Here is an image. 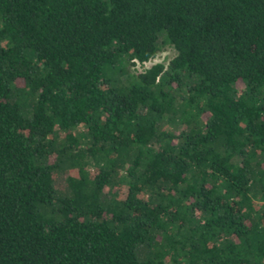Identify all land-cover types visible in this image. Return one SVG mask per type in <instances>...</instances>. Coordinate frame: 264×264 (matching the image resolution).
Here are the masks:
<instances>
[{
	"label": "trees",
	"instance_id": "1",
	"mask_svg": "<svg viewBox=\"0 0 264 264\" xmlns=\"http://www.w3.org/2000/svg\"><path fill=\"white\" fill-rule=\"evenodd\" d=\"M0 264H264V0H0Z\"/></svg>",
	"mask_w": 264,
	"mask_h": 264
},
{
	"label": "rangeland",
	"instance_id": "2",
	"mask_svg": "<svg viewBox=\"0 0 264 264\" xmlns=\"http://www.w3.org/2000/svg\"><path fill=\"white\" fill-rule=\"evenodd\" d=\"M175 56V51L169 47V46H165L157 55L156 57L143 64V65H139V64H135V66H130L129 67V73H133V72H140L143 70V68H148L153 64H163L164 66H166L168 64V62ZM238 89L241 88V86H237Z\"/></svg>",
	"mask_w": 264,
	"mask_h": 264
}]
</instances>
